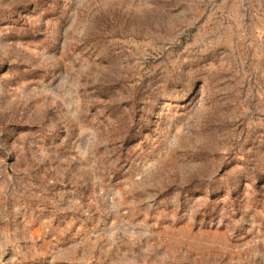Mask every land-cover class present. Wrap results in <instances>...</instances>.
I'll return each instance as SVG.
<instances>
[{"label": "rangeland", "instance_id": "374dc122", "mask_svg": "<svg viewBox=\"0 0 264 264\" xmlns=\"http://www.w3.org/2000/svg\"><path fill=\"white\" fill-rule=\"evenodd\" d=\"M0 264H264V0H0Z\"/></svg>", "mask_w": 264, "mask_h": 264}]
</instances>
